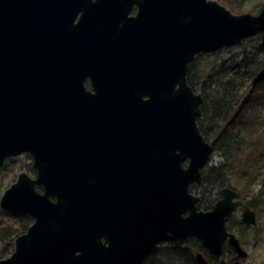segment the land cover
<instances>
[{
    "label": "water",
    "instance_id": "obj_1",
    "mask_svg": "<svg viewBox=\"0 0 264 264\" xmlns=\"http://www.w3.org/2000/svg\"><path fill=\"white\" fill-rule=\"evenodd\" d=\"M90 2L0 0V53L17 49L11 64L0 56V168L28 152L35 170L34 178L19 172L0 196L2 210L33 219L0 264H140L167 235L195 237L215 256L228 239L241 264L246 252L226 222L241 205V222L255 224L254 211L229 187L208 210L190 192L213 147L197 127L202 96L186 74L199 53L260 33L264 46V6L253 15L215 0H97L99 17L86 20L94 44L135 49L95 51L96 71L109 67L117 85L130 70L151 75L135 99L120 91L103 99L61 53V24L76 26L74 14ZM263 78L264 65L251 86ZM108 145L125 152L123 180L94 176L92 151ZM195 260L208 264L201 252Z\"/></svg>",
    "mask_w": 264,
    "mask_h": 264
},
{
    "label": "trees",
    "instance_id": "obj_2",
    "mask_svg": "<svg viewBox=\"0 0 264 264\" xmlns=\"http://www.w3.org/2000/svg\"><path fill=\"white\" fill-rule=\"evenodd\" d=\"M244 1L221 0L232 10ZM263 6L264 0H258L250 10L259 12ZM238 9L236 11H240ZM256 44L259 45V42ZM257 48L264 49L260 45ZM193 63L188 64L186 81L194 92L198 91L202 96L197 127L203 138L213 146V152L222 157L217 163L202 168L201 183L194 185L200 196L197 208L207 210L219 197L221 188L230 187L244 194L254 179L261 176L258 170L264 161V79L253 87L251 82L264 62L238 67V71L225 80L202 75ZM240 155L242 158L239 160ZM256 202L264 204V199H256ZM6 216L24 222H20L21 226L15 229L9 224L2 227L0 240H10L13 235L15 238L31 222L24 214L6 213ZM224 250L225 256L231 258L233 253H228V245L224 246ZM197 251L206 252L198 239L189 237L179 241L173 238L153 246L142 264H196L194 253Z\"/></svg>",
    "mask_w": 264,
    "mask_h": 264
},
{
    "label": "flooded vegetation",
    "instance_id": "obj_3",
    "mask_svg": "<svg viewBox=\"0 0 264 264\" xmlns=\"http://www.w3.org/2000/svg\"><path fill=\"white\" fill-rule=\"evenodd\" d=\"M96 1L97 0H91L89 4H86V3L84 5L82 4L81 8L78 9V11L74 14V16L70 14L65 15V18L67 19H71L72 18L71 16H73L74 17L73 23L76 24V26L72 27V26L67 25L66 27V25L61 24V43L63 44L61 45V53H62L63 61L69 62L68 64L71 67L76 69L77 72H75V74H77L78 77L82 76L83 85L85 86V88L92 93H95V92L98 93L97 96H100L103 99H111L114 96L113 92L120 91V93H117L116 96H120L122 97V99L125 98V96L135 99L136 97H138V93H140L139 91L146 89V86H144V82L146 81V79L148 80V77L149 78L151 77L149 73L142 74L141 72H138L136 69L130 70L128 73H126V75L124 73L123 81L125 83L117 85V84L112 83L108 79V77L112 76L114 73L112 70L109 69V67H105L102 65L101 71L99 73L96 71V63H95V57H94L95 51L99 49H102V50H105V49H135L132 47L109 48V47H104V46H96L94 44L96 42V37L94 36L91 30V27L93 24L87 23L86 20L92 21L93 16H94L93 14H97L96 16L99 17L100 15L99 11H100L101 6H96L95 4ZM137 10L138 8L134 4L129 10L128 17L135 16L137 13ZM83 13H89V14H83ZM81 20L83 21L81 23H78V21H81ZM258 35H255V36H258ZM260 36H261V33H260ZM260 47H264V46L260 45ZM1 50L3 49H0V51ZM16 50L17 49H5V53H0V56L3 57L6 64H11L8 61L11 58L12 52ZM4 75H5V72L3 70L2 71L0 70V76H4ZM148 98H149V94H146V93L142 94V99H148ZM98 145L99 144L97 143L96 148L98 147ZM108 147H109L108 151L106 150L105 151H100V150L92 151V154L95 156V161H96L94 176L95 178H101V179L123 180L126 176V159L124 155L125 152L124 150L113 149L111 145H108ZM18 156H23V158H25L27 161L28 160L31 161V166H32V157L30 153L24 152ZM18 156H15L14 158ZM236 192L239 194L238 200H240L242 204L247 205L250 210L254 211L255 223H256V216H257L256 210H254L251 204L248 203L249 201H247L246 199H243V196H244L243 194L239 193L238 191ZM237 209L241 211V216H240L238 223L244 225V227H246V225L247 226L254 225V224H245L241 222L243 208L241 205H239L236 208V210ZM24 215L26 219L27 217L31 219V222L29 223L30 225L32 223V218L29 215H26V214ZM28 226L26 227V229L28 228ZM226 227H227V231L229 233H232L228 229V225H226ZM26 229L23 231V233L26 231ZM173 238L177 239L175 237L167 235L162 242L166 243L168 240H172ZM187 238L177 239V240L183 241ZM237 239L242 249L244 250L241 244V240L238 237ZM226 245H228L230 248V252L228 253H233L232 257L228 259L225 256V250H224V246ZM203 249H205L206 251L205 253L201 251H197V252H201V254L207 260L208 264H212L211 261L213 262V264H228V263L233 264L236 259L235 258L236 253L233 250V247L228 243V239H226L223 244V252L220 256L213 255L205 247H203ZM197 252L194 253V257ZM246 256H247V252H246ZM241 259L242 258H240V262H241Z\"/></svg>",
    "mask_w": 264,
    "mask_h": 264
},
{
    "label": "rangeland",
    "instance_id": "obj_4",
    "mask_svg": "<svg viewBox=\"0 0 264 264\" xmlns=\"http://www.w3.org/2000/svg\"><path fill=\"white\" fill-rule=\"evenodd\" d=\"M215 1L225 6L233 14L250 13L255 15L258 13L250 10L258 0H245L241 6L236 8V10L239 8L238 10L240 11L232 10L222 3L221 0ZM260 37L259 34L258 36L246 38L235 46L226 47L211 53L198 54L193 59V66L202 75H213L216 79L225 80L229 78L234 71H238V67H243L245 64L258 61L264 62V49L259 50V48H257L259 45L256 44L260 41ZM249 90L250 88H248V92ZM195 92L199 93L198 91ZM238 158L240 160V158H242L241 155ZM221 159L222 157L218 152L212 151L205 167L210 164H215ZM21 171H25L32 178L35 177V170L31 166V161H27L23 156L10 158L5 161L4 165L0 168V196L3 194L4 190L16 180L18 173ZM258 172L261 174L260 178H255L248 186L245 193L243 191V199L251 202L252 208L257 212L256 223L252 226L246 225V227L238 223L241 216V211L238 209L226 222L228 229L241 240V244L247 252V256L241 259L242 264H264V204L260 205L256 202V199H264V161L261 163ZM190 192L194 195H198L194 185L191 186ZM6 213V211L0 208V237L3 233L1 231L2 227L5 225H12V228L15 229L21 226L20 222H24L23 220H18V218H8ZM13 236L10 240H0V259L12 253L14 240L11 241V239L14 238ZM162 243L163 242L156 246ZM143 261L144 259L140 264H142Z\"/></svg>",
    "mask_w": 264,
    "mask_h": 264
},
{
    "label": "bare ground",
    "instance_id": "obj_5",
    "mask_svg": "<svg viewBox=\"0 0 264 264\" xmlns=\"http://www.w3.org/2000/svg\"><path fill=\"white\" fill-rule=\"evenodd\" d=\"M242 264V263H241Z\"/></svg>",
    "mask_w": 264,
    "mask_h": 264
}]
</instances>
